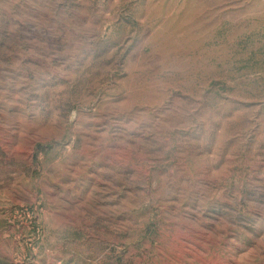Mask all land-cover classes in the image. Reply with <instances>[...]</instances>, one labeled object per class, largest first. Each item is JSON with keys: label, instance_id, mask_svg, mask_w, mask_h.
Returning <instances> with one entry per match:
<instances>
[{"label": "rangeland", "instance_id": "obj_1", "mask_svg": "<svg viewBox=\"0 0 264 264\" xmlns=\"http://www.w3.org/2000/svg\"><path fill=\"white\" fill-rule=\"evenodd\" d=\"M0 264H264V0H0Z\"/></svg>", "mask_w": 264, "mask_h": 264}]
</instances>
